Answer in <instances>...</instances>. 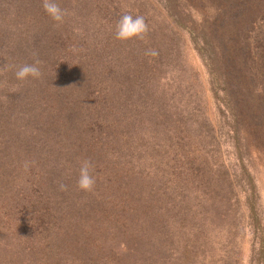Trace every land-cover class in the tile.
Masks as SVG:
<instances>
[{"label": "rangeland", "instance_id": "1", "mask_svg": "<svg viewBox=\"0 0 264 264\" xmlns=\"http://www.w3.org/2000/svg\"><path fill=\"white\" fill-rule=\"evenodd\" d=\"M56 2L0 0V264H264V0Z\"/></svg>", "mask_w": 264, "mask_h": 264}, {"label": "clouds", "instance_id": "2", "mask_svg": "<svg viewBox=\"0 0 264 264\" xmlns=\"http://www.w3.org/2000/svg\"><path fill=\"white\" fill-rule=\"evenodd\" d=\"M43 7L46 13L56 22H62L64 18V11L59 7L56 0H44ZM148 31V26L145 18L141 15L133 16L125 13L121 15L115 26V37L118 40L126 41L133 37L142 38ZM148 55L155 56V50H149ZM36 64H26L20 67L15 75L18 80H24L28 77L38 78L40 76V69ZM27 167V164L25 165ZM93 164L90 160H83L79 168V176L77 185L81 190L91 191L95 185V177L92 174ZM63 187V186H62Z\"/></svg>", "mask_w": 264, "mask_h": 264}]
</instances>
